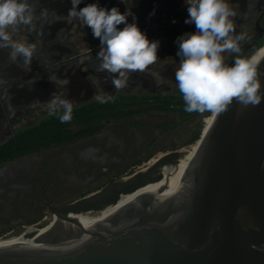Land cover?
Returning a JSON list of instances; mask_svg holds the SVG:
<instances>
[{"label": "water", "instance_id": "1", "mask_svg": "<svg viewBox=\"0 0 264 264\" xmlns=\"http://www.w3.org/2000/svg\"><path fill=\"white\" fill-rule=\"evenodd\" d=\"M166 2L82 0L79 8L98 4L130 11L134 17L128 23H137L144 33L161 22L158 10L167 9L162 18L177 54V38L196 27L185 23L188 5L180 8L182 0L167 8ZM29 3L37 16L49 10L47 18L20 27L16 35L20 42L36 44L40 57L29 64L32 71L41 65L48 73L38 92L73 90L86 94L83 103H88L105 84L113 86L118 74L98 67L100 39L67 17L71 0ZM260 67L264 84V57ZM198 142L195 155L84 197L1 245L0 264H264V101L247 108L234 102L215 115Z\"/></svg>", "mask_w": 264, "mask_h": 264}, {"label": "flooded vegetation", "instance_id": "2", "mask_svg": "<svg viewBox=\"0 0 264 264\" xmlns=\"http://www.w3.org/2000/svg\"><path fill=\"white\" fill-rule=\"evenodd\" d=\"M226 2L237 14L236 34L243 32L247 37L238 55L250 57L264 42V0ZM179 4V0H167L165 6ZM186 5L182 0L180 8ZM158 11L161 22L145 32L150 41L160 42L157 62L143 73H130L125 89L117 91L114 85L105 84L96 92L115 97V114L94 123L98 129L84 136L81 128L86 127L75 125L72 140L0 164V235L30 232L84 197L195 152L213 114L184 110L175 79L181 57L170 48L162 18L167 9ZM17 34H13L15 41H19ZM10 51L0 49V146L35 125L32 123L49 118L44 103L54 94L76 104L87 98L65 89L50 95L38 92V82L49 79L45 68L40 65L34 73L20 57L11 59ZM223 55L229 66L237 58L233 53ZM39 57L36 50L33 61L38 62ZM94 102L74 104V109Z\"/></svg>", "mask_w": 264, "mask_h": 264}, {"label": "clouds", "instance_id": "3", "mask_svg": "<svg viewBox=\"0 0 264 264\" xmlns=\"http://www.w3.org/2000/svg\"><path fill=\"white\" fill-rule=\"evenodd\" d=\"M69 20H77L90 27L95 38L101 41L98 53L99 70L118 74L112 79L116 90L129 85L130 73H143L158 60L159 41H150L137 23H128L132 12L121 13L116 7L111 10L98 4H89L82 9V0H71ZM189 18L186 24H195V33H186L177 38L181 62L175 79L185 102V111L218 115L229 110L235 102L242 108L256 107L264 101V84L260 70L264 47L255 50L250 57H240L241 42L246 34H236L234 18L236 12L226 0H186ZM154 14V13H153ZM49 10L40 14L33 11L29 0H0V49H11L10 58L23 59L31 64L36 52L35 43L13 40V34L21 26H33L36 19H45ZM175 22V21H174ZM119 25H125L121 30ZM237 54L234 63L225 62L224 53ZM94 100L100 104L115 102L110 94H96ZM48 115H59L61 123L73 119L74 101L54 94L44 103ZM77 105V104H76ZM255 247V246H254Z\"/></svg>", "mask_w": 264, "mask_h": 264}, {"label": "trees", "instance_id": "4", "mask_svg": "<svg viewBox=\"0 0 264 264\" xmlns=\"http://www.w3.org/2000/svg\"><path fill=\"white\" fill-rule=\"evenodd\" d=\"M263 44L264 42L260 46ZM122 98L125 97L119 96V99ZM115 103L100 104L99 102H94L73 109L71 122L61 123L58 118L62 114L61 112L27 128L0 146V164L28 153L72 140L74 138L72 134L74 130L72 128L75 125L82 124L86 127L81 128V136L95 131L98 127L93 126L94 123H99L101 120L115 114Z\"/></svg>", "mask_w": 264, "mask_h": 264}, {"label": "bare ground", "instance_id": "5", "mask_svg": "<svg viewBox=\"0 0 264 264\" xmlns=\"http://www.w3.org/2000/svg\"><path fill=\"white\" fill-rule=\"evenodd\" d=\"M214 118H215V115L212 116V119H211V121H210V124L208 125V128L206 129V131H205L204 134H206L207 131H208V129L211 127V125H212V123H213V121H214ZM197 149H198V147L195 149V152H194L192 155H195ZM26 233H28V232H26ZM19 237H20V236H19ZM16 238H18V237H14V238L7 239V240H2V239H1V240H0V246L6 244V243H8V242H10V241H12V240H14V239H16Z\"/></svg>", "mask_w": 264, "mask_h": 264}, {"label": "rangeland", "instance_id": "6", "mask_svg": "<svg viewBox=\"0 0 264 264\" xmlns=\"http://www.w3.org/2000/svg\"><path fill=\"white\" fill-rule=\"evenodd\" d=\"M42 119L44 120V119H46V118H42ZM42 119H41V120H42ZM39 122H40V119H39L38 121L32 123V125H34V124L36 125V124H38ZM17 236H18V235H11V236L5 237V236H3V235H0V238L3 237L2 240H7V239H11V237L14 238V237H17Z\"/></svg>", "mask_w": 264, "mask_h": 264}, {"label": "built area", "instance_id": "7", "mask_svg": "<svg viewBox=\"0 0 264 264\" xmlns=\"http://www.w3.org/2000/svg\"><path fill=\"white\" fill-rule=\"evenodd\" d=\"M5 237H8V236H5ZM3 238V237H2ZM2 238H0V240L2 239ZM12 238V237H11Z\"/></svg>", "mask_w": 264, "mask_h": 264}]
</instances>
